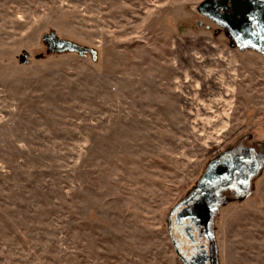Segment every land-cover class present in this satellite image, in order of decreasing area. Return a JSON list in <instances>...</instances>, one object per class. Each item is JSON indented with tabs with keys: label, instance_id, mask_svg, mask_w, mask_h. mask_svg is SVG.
<instances>
[{
	"label": "rangeland",
	"instance_id": "obj_1",
	"mask_svg": "<svg viewBox=\"0 0 264 264\" xmlns=\"http://www.w3.org/2000/svg\"><path fill=\"white\" fill-rule=\"evenodd\" d=\"M204 1L0 0V264H177L172 208L218 154L264 155V58ZM230 197L220 264H264V163Z\"/></svg>",
	"mask_w": 264,
	"mask_h": 264
},
{
	"label": "flooded vegetation",
	"instance_id": "obj_2",
	"mask_svg": "<svg viewBox=\"0 0 264 264\" xmlns=\"http://www.w3.org/2000/svg\"><path fill=\"white\" fill-rule=\"evenodd\" d=\"M213 8L226 23L203 15L219 27L233 48L264 58V0H232L226 6L223 0H216ZM248 147L238 143L218 154L196 186L170 211L167 229L177 264H220L216 236L219 211L230 203V196L250 191L264 163L261 147ZM208 169L213 176L205 179Z\"/></svg>",
	"mask_w": 264,
	"mask_h": 264
},
{
	"label": "water",
	"instance_id": "obj_3",
	"mask_svg": "<svg viewBox=\"0 0 264 264\" xmlns=\"http://www.w3.org/2000/svg\"><path fill=\"white\" fill-rule=\"evenodd\" d=\"M216 0H207L204 1L203 3H201L198 7V10L201 14L207 15L209 16L211 19H215L218 22H224L225 21V17L221 16L220 17V13L217 12L214 8H213V4L215 3ZM232 2V0H223L224 5L226 6V4L228 2ZM235 6V5H234ZM235 8V7H234ZM236 12V10H235ZM44 41L48 40L49 41V47H51V51L53 52H74V53H78L80 55H85V53H87L89 50L86 47H82L79 46L75 43L72 42H67L64 40H61L59 38H55L51 35H44L42 38ZM20 61L23 63H26V58L25 57H21ZM213 175L210 173L209 169L207 170V173L205 174V176L203 178L205 179H210Z\"/></svg>",
	"mask_w": 264,
	"mask_h": 264
}]
</instances>
